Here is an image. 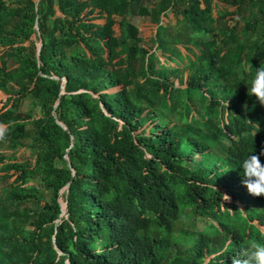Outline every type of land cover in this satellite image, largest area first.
Segmentation results:
<instances>
[{"label":"trees","instance_id":"trees-1","mask_svg":"<svg viewBox=\"0 0 264 264\" xmlns=\"http://www.w3.org/2000/svg\"><path fill=\"white\" fill-rule=\"evenodd\" d=\"M151 2L0 0V89L16 86L0 109V145L24 136L22 121L34 128L31 165L0 154V264H232L250 240L264 243V196L248 193L239 166L264 148V106L248 94L264 66V0ZM168 11L195 33L185 77L155 63L128 20L149 17L168 50ZM226 14L235 23L221 44L240 18L254 41L231 50L206 40ZM24 99L39 117L19 115ZM189 217L204 228L186 227Z\"/></svg>","mask_w":264,"mask_h":264},{"label":"rangeland","instance_id":"rangeland-1","mask_svg":"<svg viewBox=\"0 0 264 264\" xmlns=\"http://www.w3.org/2000/svg\"><path fill=\"white\" fill-rule=\"evenodd\" d=\"M158 0H154V2L147 3L148 7L151 8L156 5V2ZM233 7H229L228 10L231 11ZM235 15L233 14H226L223 18L219 20V22L216 25V30L214 33L206 35L205 39H211L216 38V44L215 46L220 47L222 49L231 48V50H234L235 48H240L242 44L245 41H248V43H251L256 38V33H252L250 31L243 32L241 31L242 27L244 26V20L240 18V21H238L236 26V31L234 33V37L232 39L231 43H228L226 45L221 44L220 39L222 38V35L224 33V30L226 28H229L233 26L235 21L233 20V17ZM129 21H131L133 24H135L141 32V39L140 44L147 48L150 51L154 52L153 61L155 63H168L167 66L170 68H179L178 72L179 74H183V76H186L188 64H189V56L190 57H196L193 53L198 55V51L195 47V45L192 42H189L187 45H183L187 43L191 37L195 36V33L193 32V29L189 26L188 22L183 18L181 14H177L173 11H168L166 14L162 16V23L165 26V29H163L160 32V36L162 37V40L166 43V47H168V50H163L159 43L154 41L153 35L155 32V28L151 23V20L149 17H140V16H133L128 18ZM119 18H116V22L113 24V29L115 31V34L118 35L120 33V25L118 24ZM230 42V41H229ZM39 47L40 43H36ZM37 47V49H38ZM175 51V53H181L182 52V58H178V54L174 56L173 60H167L169 55L172 53V51ZM71 51L68 50L67 54H70ZM174 79V82L176 83L178 81L175 74L172 76ZM16 91V86L14 83H8L5 87L0 89V109H2V104L6 100L8 96L13 95V93ZM161 97V95H159ZM192 102L195 106H199L201 104V100L199 98V95L197 92L193 93L192 95ZM35 103V102H34ZM36 104V103H35ZM170 109H167V115L168 118L173 120L176 118L177 111L175 108L170 106ZM17 112L20 116H24L25 113L29 112L31 110L32 112V118H37L41 115V109L39 106H34V104L31 103L29 99H24L19 107L16 108ZM23 122L24 125V136L20 139L13 140L12 143L9 144H3L0 145V154L11 157L24 162L26 165H31L34 160V153L32 145H34V128L33 124L29 119H26ZM32 176H38V172L36 169L33 170L31 173ZM11 179L9 180V182ZM30 185H39L37 183L35 178H31L29 180ZM6 184L0 181V198L5 197L7 192ZM39 190H41L39 188ZM43 199L47 201L49 199V195L42 192ZM232 200V198H231ZM230 200V201H231ZM229 202V201H227ZM240 205V204H239ZM241 206V205H240ZM23 207V206H21ZM242 209V207H241ZM186 227L193 228V229H203L204 225L201 221L197 220L196 218L189 217L186 220Z\"/></svg>","mask_w":264,"mask_h":264},{"label":"clouds","instance_id":"clouds-1","mask_svg":"<svg viewBox=\"0 0 264 264\" xmlns=\"http://www.w3.org/2000/svg\"><path fill=\"white\" fill-rule=\"evenodd\" d=\"M248 94L254 96L256 100L264 106V66L256 68ZM256 127L258 131V125H256ZM6 134V129L0 127V141L6 138ZM261 156H264V148H262L258 154L253 152L248 154L239 165L242 169V183L246 187L248 193L254 197L264 196V161L261 160ZM228 170L229 169H225L224 172ZM221 194L224 201L231 200L228 194ZM232 264H264V243L255 239L250 240L244 256L241 258H234Z\"/></svg>","mask_w":264,"mask_h":264},{"label":"water","instance_id":"water-1","mask_svg":"<svg viewBox=\"0 0 264 264\" xmlns=\"http://www.w3.org/2000/svg\"><path fill=\"white\" fill-rule=\"evenodd\" d=\"M36 2H38V0H36ZM40 46L41 44L39 45L38 47V50H37V61H38V64H40V59H39V49H40ZM64 84H65V79H63V82L61 84V88L63 89L64 87ZM53 114H54V109H53ZM64 129L66 128L65 125L62 123V122H58ZM73 142V138H71V144ZM65 159L68 161V164L69 166H71L70 162H69V159H68V156L65 154ZM73 173H74V170H73ZM60 209H61V212L63 213L64 212V208H65V203H61L60 204ZM52 242H54V239H52ZM55 247V246H54Z\"/></svg>","mask_w":264,"mask_h":264}]
</instances>
